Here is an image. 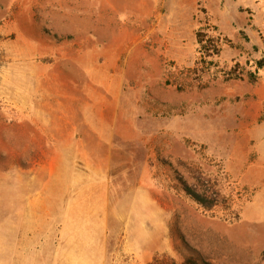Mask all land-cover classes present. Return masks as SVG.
Returning <instances> with one entry per match:
<instances>
[{"label":"rangeland","instance_id":"1","mask_svg":"<svg viewBox=\"0 0 264 264\" xmlns=\"http://www.w3.org/2000/svg\"><path fill=\"white\" fill-rule=\"evenodd\" d=\"M53 177L107 181V264H264V0H0V225Z\"/></svg>","mask_w":264,"mask_h":264},{"label":"crops","instance_id":"2","mask_svg":"<svg viewBox=\"0 0 264 264\" xmlns=\"http://www.w3.org/2000/svg\"><path fill=\"white\" fill-rule=\"evenodd\" d=\"M51 27L52 31H58L57 26L52 24ZM61 32L64 39L59 56L65 59L69 57V47H75L82 40L75 34L76 30ZM143 38L138 36L133 41ZM62 68L68 74L92 75L94 82L97 81L95 76L101 74L96 65L86 66L79 60L75 66ZM35 116L36 119L30 121L62 123L67 129L86 122L70 107L48 103L41 104ZM65 137L81 139L85 136L70 133ZM88 138L99 140L101 144L109 137L91 133ZM84 151L77 152L84 154ZM91 182L101 189L90 194L80 190L71 195L69 181L53 177L46 181L45 194L38 195L36 190L30 189L29 194L23 196L18 190V186L22 187L21 180H15L14 222L10 226L0 225V264H107L110 218L107 181ZM83 183L89 182L83 180ZM29 186L31 188L32 184ZM39 219L45 220L44 227L39 226Z\"/></svg>","mask_w":264,"mask_h":264},{"label":"trees","instance_id":"3","mask_svg":"<svg viewBox=\"0 0 264 264\" xmlns=\"http://www.w3.org/2000/svg\"><path fill=\"white\" fill-rule=\"evenodd\" d=\"M199 41H201V40H199ZM184 191L188 194V195H190L191 196V198H193L198 204H200V205H202V206H204V207H210V206H212L213 204H211V203H208V202H206V199L203 197V196H201L200 194H198V193H196V192H194V191H192L190 188H188L187 186H184ZM261 259H262V261H264V251H262V253H261ZM172 264H174V263H172ZM185 264H210V263H208V262H206V261H204V260H202V259H199V260H191V259H187L186 261H185Z\"/></svg>","mask_w":264,"mask_h":264}]
</instances>
